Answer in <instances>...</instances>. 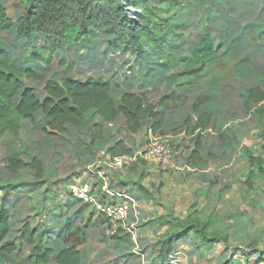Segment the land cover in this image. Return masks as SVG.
Here are the masks:
<instances>
[{"label": "rangeland", "instance_id": "1", "mask_svg": "<svg viewBox=\"0 0 264 264\" xmlns=\"http://www.w3.org/2000/svg\"><path fill=\"white\" fill-rule=\"evenodd\" d=\"M211 1L176 0L161 14L172 23L189 11L194 13L185 26L170 31L176 53L187 59L203 34H216L221 22L229 25L226 42L216 40V60L203 78L204 86L175 76L185 68L183 64L160 72L159 66L172 56L169 52L162 56L152 43H146L144 63L134 53L125 52L124 44L110 50L107 59L114 63L110 74L104 66L100 69L101 55L88 62L73 57L75 67H80L77 79L109 78L118 85L117 97L123 89H131V83L136 85L135 92L146 94L152 103L184 90L187 95L180 96L186 104L183 115L171 119L178 106L170 99L175 110L167 115L169 121L162 132L154 133L150 120L132 133L122 120L105 122L95 116L70 136L51 129L38 113L34 121L23 119L16 135L5 132L1 136L0 205L11 214V231L3 245L13 243L17 249L9 254L10 261L0 255V264H34L31 253L40 242L54 249L49 264H57L56 241H61L62 229L68 223L74 224L73 232L80 228L77 236L82 242V264H264V101L247 112L238 95L253 87L264 89V0L251 9L253 26L246 25L251 15L241 10L250 0H236L234 7L230 0L224 4ZM1 2L14 20L25 13L27 0ZM234 32L248 37L231 38ZM2 38L11 48L17 35L4 32ZM45 42L50 48L55 45L53 37L40 41ZM84 43L96 45L95 35ZM37 46V40L32 41L29 52ZM60 50L57 47L49 53L52 72H62L71 59L70 50ZM25 84L44 99V80L26 79ZM194 103L199 104L200 112L186 121ZM206 114L210 116H205L208 127L194 131L201 115ZM94 123L104 129L102 141L93 140ZM198 139L202 148L199 159L194 160L191 155ZM118 140L133 152L151 148L155 154L115 171L109 166L107 149ZM14 153L24 164L17 172H10L7 165ZM34 158L41 160L43 174ZM77 183L102 189L105 184L111 188L114 184L116 191L130 194L135 202L129 227L121 226L120 234L119 230L108 233V217L101 206L111 202V196L106 198L101 192L97 203L81 201L71 193ZM196 223L207 227L210 241L192 230ZM31 232L35 244L27 240ZM172 237L176 244L164 262L162 249Z\"/></svg>", "mask_w": 264, "mask_h": 264}, {"label": "trees", "instance_id": "2", "mask_svg": "<svg viewBox=\"0 0 264 264\" xmlns=\"http://www.w3.org/2000/svg\"><path fill=\"white\" fill-rule=\"evenodd\" d=\"M225 1L218 2L224 4ZM171 2L176 0H27L25 13L18 20H14L8 16L0 0V138L5 132L16 135L22 120L34 121L38 113L44 115V120L51 129L70 136L80 132L95 116L105 122L122 120L132 133H137L150 120L151 130L154 133L162 132L169 121L167 115L175 110L169 104L170 99L178 106L171 119L181 118L182 107L185 105L186 108V104L180 101L181 95H187L184 90H179L178 94L164 95L159 102L152 103L146 94L135 92L133 89L136 85L131 83L129 85L131 89H123L121 96L117 97L118 85L109 78L77 79L75 75L80 67L76 68L73 61L74 56L88 62L101 55L100 69L104 66L105 73L110 74L114 67V63L107 59L110 50L124 44L125 52L134 53L141 63H144L146 60L143 59V53L147 50L146 43H152L156 51L162 52V56L166 52L172 56L171 59H167L171 61L159 66L160 72L175 69L183 64L185 68L175 76L184 77L188 84L199 85L204 82L203 78L209 73L210 66L216 60L219 47L216 45V40L220 43L226 42L230 32L229 25L221 22L214 32L216 34H203L192 50L190 59L179 56L176 53L177 46L173 41L171 28L176 32L186 25L194 13L189 11L169 23L161 17V14ZM211 2L208 0V3ZM230 5L234 7L236 0H230ZM257 6L258 0H250V5L241 7L244 15L246 11L251 15L246 20V25L253 26L251 18L254 16L252 13L254 10L251 9ZM210 11L212 12V9ZM158 18L161 23L157 21ZM4 32H13L17 35L11 48L2 38ZM91 35H95L96 45L88 47L84 40L89 39ZM230 35L235 39L248 37L247 34L239 35L235 32ZM49 37H53L55 42L51 48L46 42L45 45L40 43ZM34 40H37L38 46L29 52L28 46ZM57 47L63 53H68L69 50L72 53L68 65L62 67V72H52L49 67L51 60L49 53L54 52ZM26 79L45 81L43 100L37 96L32 87L25 84ZM202 85L204 86L205 83ZM238 95L247 112L252 110L253 105H260L264 101V89L261 87L239 91ZM199 104L194 103L190 107L191 111L186 116V121L200 112ZM205 116L210 118L208 114L201 115L194 131L208 127ZM103 130L102 125L94 123V141L105 139ZM196 144L197 149L191 155L194 160L199 159V150L202 148L199 139ZM107 152L117 156L133 153V150L127 147L123 140H118L108 147ZM34 163L39 173L43 174L41 160L34 158ZM23 164V159L17 153L11 154L7 170L17 172ZM112 187L115 188V185L112 184ZM143 190L148 192L147 188ZM10 217V211L0 205V255L7 261L11 260L9 254L17 249L13 243L3 245L11 231ZM110 223L107 218V227ZM74 227L73 223L64 225L61 241H56V246L59 248L57 264H82L80 249L82 242L77 236L80 228L73 232ZM192 230L203 240L210 241L206 226L196 223L192 226ZM34 235V232H31L27 237V240L33 244H35ZM175 244V237H172L164 245L161 254L164 262L169 259ZM53 250L40 242L31 253V260L34 258V264H49Z\"/></svg>", "mask_w": 264, "mask_h": 264}, {"label": "built area", "instance_id": "3", "mask_svg": "<svg viewBox=\"0 0 264 264\" xmlns=\"http://www.w3.org/2000/svg\"><path fill=\"white\" fill-rule=\"evenodd\" d=\"M155 154L151 148L140 149L133 153L112 156L109 153V166L115 171L123 170L131 166L138 160H148ZM166 161V159H165ZM102 188H97L90 184H74L71 188V193L81 201L97 203L100 200V193L102 192L106 198L111 196V202L101 206L102 212L109 218L111 224L108 233H116L121 226L129 227L128 218L131 210L134 208V198L125 191H116L109 185L105 184Z\"/></svg>", "mask_w": 264, "mask_h": 264}]
</instances>
